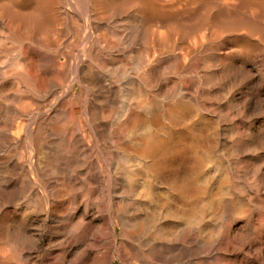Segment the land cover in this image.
I'll return each mask as SVG.
<instances>
[{"label": "bare ground", "instance_id": "obj_1", "mask_svg": "<svg viewBox=\"0 0 264 264\" xmlns=\"http://www.w3.org/2000/svg\"><path fill=\"white\" fill-rule=\"evenodd\" d=\"M229 2L0 0V264H264L260 188L222 204L240 152L221 124L241 137L236 117L264 106Z\"/></svg>", "mask_w": 264, "mask_h": 264}, {"label": "rangeland", "instance_id": "obj_2", "mask_svg": "<svg viewBox=\"0 0 264 264\" xmlns=\"http://www.w3.org/2000/svg\"><path fill=\"white\" fill-rule=\"evenodd\" d=\"M232 1H234V0H232ZM239 1V2H238ZM264 0H236V3L234 2H229V4L231 3V6L229 5V7H228V5L227 4H225V5H223V8L224 9H222V20H223V25H222V29H223V33L226 35V33L228 34V33H233V36H228V35H226V37H225V39L226 38H230V40H232L231 38H236L237 39V37L236 36H238V40H240L242 37H243V34H244V32H245V29L247 28L246 26H247V21L249 20L250 22V24L252 25L251 27H250V24H249V29H250V31L252 30L251 28H253V32H252V35L254 36V37H252L253 39H252V43H253V51H254V54H253V59H255L254 61H255V63H257L256 64V69H258L259 68V71L261 72V70H262V73H260L261 75H262V80L264 79V57H262V56H264V2H263ZM245 4V5H243V3ZM235 4V8L236 9H233L234 7V5L233 4ZM238 6H237V5ZM249 5V7H248V5ZM257 4V5H256ZM227 5V6H226ZM233 5V6H232ZM224 6H226V7H228V9L227 8H225ZM245 6V7H244ZM255 6L257 7V8H255ZM261 6V7H260ZM231 7V8H230ZM243 7H244V9H243ZM251 7V8H250ZM232 9V10H230V9ZM238 8V9H237ZM246 8V9H245ZM261 8V9H260ZM249 9V14L251 15V16H248L247 15V10ZM228 10V11H227ZM235 10L237 11L236 13H234L235 12ZM242 12H241V11ZM252 10V11H251ZM253 10H255V11H253ZM257 10V11H256ZM227 11V12H226ZM250 11H251V13H250ZM240 12V13H239ZM244 12H246V15H245V13ZM229 15V17H228V15ZM243 13V15H242V17H241V15L240 14H242ZM254 13V14H253ZM226 14V16H224ZM232 14H233V16H232ZM239 15V16H237V15ZM263 14V15H262ZM246 18H245V17ZM226 17V18H225ZM240 17V18H239ZM243 17H244V19H243ZM251 17V18H250ZM246 19H248V20H246ZM253 19V20H252ZM256 19V20H255ZM244 22H243V21ZM253 21H254V23H253ZM256 22V23H255ZM228 23H231V24H234V26L235 27H233L232 28V26L230 25V24H228ZM242 23H245L246 25H244V24H242ZM228 24V25H227ZM224 25H226V26H224ZM242 25H244V26H242ZM229 26H230V28H229ZM236 26H237V28H236ZM244 27V28H243ZM238 28H239V30L241 31V32H239L238 31ZM243 28V29H242ZM244 31V32H243ZM240 33H241V35H240ZM224 35V36H225ZM235 35V36H234ZM254 39H255V42H254ZM227 41H229V39H227ZM239 42L240 41H237L236 43L234 42L233 44H232V41H231V43H229V45L228 46H230L232 49H238L236 46H238V44H239ZM233 45V46H232ZM258 47V48H257ZM258 56H259V58H258ZM255 57V58H254ZM261 57V58H260ZM257 58V59H256ZM263 58V59H262ZM258 61H260V62H258ZM262 62V63H261ZM263 66V68H261ZM261 68V69H260ZM239 71V72H238ZM241 71L240 70H237V72H236V75L235 76H231V75H229V76H225L224 77V84H223V89H224V94H226L227 92H228V89H229V91H235L233 94H234V98L239 102V100H240V98L242 99V93L244 92V88H242L243 87V84H240V83H242L243 81V74L241 73ZM237 74H239V78H238V75ZM243 77H242V76ZM255 75V74H254ZM229 77H231V78H229ZM235 77H237V79L235 78ZM229 78V79H228ZM233 78H235V79H233ZM226 79H227V81H226ZM229 80V81H228ZM231 80V81H230ZM237 82H236V81ZM233 81V82H232ZM252 82L250 83L251 85V87H252V90H253V95L255 94V92H256V94L254 95V97H255V99L260 95V94H264V81H262V83L260 84V82L258 81V79H256V77L255 78H253V80H251ZM256 81V82H255ZM227 82H228V84H230V85H228L227 84ZM230 82V83H229ZM238 83V84H237ZM234 86H233V85ZM260 84V85H259ZM227 85H228V89H227ZM237 85H238V87H237ZM242 85V87H240ZM257 85V86H256ZM232 86H233V88H232ZM256 87V88H254V87ZM226 87V88H225ZM230 87L232 88V90H230ZM258 87V88H257ZM240 88V89H239ZM256 89V90H255ZM237 90H239V91H237ZM243 90V91H242ZM257 90L259 91H262V92H257ZM237 91V92H236ZM240 92V93H239ZM238 93V94H237ZM258 93V94H257ZM257 96V97H256ZM226 101H225V100ZM224 100V101H223ZM223 101V102H222ZM228 101V102H227ZM241 101V100H240ZM222 103H224V104H222ZM226 103H228L227 105L229 106H227L226 105ZM230 104H231V106H230ZM221 111H222V114H225L227 111H232L231 109H233L234 108V111H232V113L234 114V112L236 111V110H238L237 112H236V114L238 113V112H240V110H241V106L240 105H236L235 106V104L233 103H230L229 102V100L228 99H226V98H222V100H221ZM224 105H225V107H224ZM233 105H234V107H233ZM237 106H239L238 107V109H236V107ZM230 108V109H229ZM240 108V109H239ZM255 108V109H254ZM260 107L257 105V104H254L253 105V107H252V111H251V115H249V120L248 121H245L244 123H243V121H241L240 120V117H239V115L236 117L237 119L235 120L236 122H235V127L237 128L236 130L238 131V132H242V134H241V137L243 138V139H241V137H237V138H232L231 136H232V134L230 133V125L228 124V123H226V122H222V124H221V127H222V135H225V136H221L222 138H223V140L221 139V141H222V146H223V149L226 147V149L227 148H230V147H237L238 148V150H239V152H240V155H239V157L235 160V159H233V160H231V159H227V157L224 155V157H226V159H227V165L229 166L231 163V167H232V169H229V168H227L228 166L226 165V159L223 157V174H222V185H223V187H224V189L222 188V191L224 192L225 191V189H226V186H228L227 187V189H226V191L225 192H230V193H228L229 194V196H227L228 194L227 193H225V194H227V195H224V197H225V199L223 198V196H222V204L224 205L223 207L225 208H227V209H229V210H232V214H233V212L235 211V209L237 210L238 208H239V206H238V204L240 205L242 202H247L248 201V193L247 192H244V190H243V186H245L248 182L249 183H251V185L248 183L247 185H246V187H247V189L250 187V186H252L253 185V187L255 188V187H258L257 188V190L259 189V191H258V193H259V195L263 198V206H264V192H263V190H264V164H262L261 165V161H260V163H259V160H260V158L264 161V128H261V126H263L264 127V113H262V112H264V106L261 108V109H259ZM224 109V110H223ZM229 109V110H228ZM257 110V111H256ZM255 113V114H254ZM253 116H255V117H253ZM239 118V119H238ZM255 119H256V121H255ZM252 121V122H251ZM255 121V122H254ZM259 121V122H258ZM248 122V123H247ZM261 122V123H260ZM241 123V124H240ZM261 124L260 126H257V125H259V124ZM223 124H225V125H223ZM240 126H239V125ZM245 124H247L246 126H245ZM238 125V126H237ZM249 125V126H248ZM252 125V126H251ZM226 126V127H225ZM257 126V127H256ZM224 127V128H223ZM244 127V128H243ZM253 127H254V129H253ZM260 128V129H259ZM228 131H227V130ZM240 129V130H239ZM245 129V130H244ZM262 129V130H261ZM225 130V131H224ZM246 131V132H245ZM248 131H250L249 133L251 134V138H250V141L248 142L244 137L246 136V134L245 133H247ZM252 131V132H251ZM256 131V132H255ZM226 132H228L229 133V135H227L228 133H226ZM245 134V135H244ZM258 135V136H256V135ZM231 135V136H230ZM261 135V136H260ZM255 136V137H254ZM231 137V138H230ZM226 138H230L229 140L228 139H226ZM262 138V139H261ZM234 139V140H233ZM239 139H240V141H239ZM226 140H228V141H226ZM235 140H236V142H235ZM238 140V141H237ZM244 140V141H243ZM260 140V141H259ZM263 140V141H262ZM224 141H226V143L224 142ZM231 141H232V143H231ZM252 141V142H251ZM254 141V142H253ZM257 141V142H256ZM259 141V142H258ZM225 144H224V143ZM240 143V144H239ZM257 143V144H256ZM229 144V145H228ZM231 144V145H230ZM233 144V145H232ZM236 144H238V145H236ZM242 144V145H241ZM259 144V145H258ZM225 145V146H224ZM239 145H241V146H239ZM247 145H250V146H247ZM261 145V146H260ZM228 146V147H227ZM247 146V147H246ZM249 147V151H247V148ZM236 148V149H237ZM244 148V149H243ZM225 150V149H224ZM244 151V152H243ZM249 153V157L250 158H248V156H245V155H247L248 153ZM250 152H251V154H250ZM259 152V153H258ZM252 153H254V155L256 156L257 155V157L258 158H256L254 155H252ZM258 153V154H257ZM242 156V158H243V161H242V158H240ZM245 158H244V157ZM254 159L253 161H252V158ZM251 159V161H249ZM259 159V160H258ZM229 160H231L230 162H229ZM237 160L240 162L241 161V163H237V166H236V164H234L235 162H237ZM258 160V162H256ZM235 161V162H234ZM255 161V162H254ZM245 162V163H244ZM246 162H248L247 164H246ZM251 162L253 163V164H251ZM263 163V162H262ZM225 164V165H224ZM233 165H235V166H233ZM224 166H227V167H224ZM254 166V167H253ZM261 167V169H262V171H261V169H260V167ZM258 171V172H257ZM259 171H261V172H259ZM256 172L257 173H259V174H256ZM261 174V175H260ZM258 175V176H257ZM255 176V177H254ZM260 176H262V178H263V180H262V178H260ZM256 181V182H258V183H261V181H262V184L263 185H261V184H258L257 183V186H254V185H256L255 183V181H252L253 179ZM260 181H258V180ZM261 179V180H260ZM252 181V182H251ZM254 182V183H253ZM242 183V184H241ZM245 183V184H244ZM262 188H261V187ZM251 188L250 189V195L252 196L253 194H254V191L256 190V188L254 189V188ZM239 189H241L240 191H238ZM252 189L254 190V191H252ZM243 190V191H242ZM249 190V189H248ZM252 192V193H251ZM242 193V194H241ZM243 193H244V195H243ZM246 194V195H245ZM222 195H223V193H222ZM241 195H243V196H246L245 197V199H244V197L242 196L241 197ZM263 195V196H262ZM238 196V197H237ZM230 197V198H229ZM235 197V198H234ZM237 197V198H236ZM240 197V198H239ZM241 198H242V200L243 201H240L239 202V200L237 201L236 199H240L241 200ZM247 198V199H246ZM236 200V201H235ZM234 201H235V203H234ZM224 202V203H223ZM238 202V203H237ZM234 204V205H233ZM233 207V208H232ZM235 207V208H234ZM254 210H256V208L254 207ZM225 213H227L226 215H225ZM231 213L230 212H228V210H224V213L222 214V216L224 215L225 216V218H227V216H229L228 218L230 219V217H231ZM230 214V215H229ZM234 216V215H233ZM228 218H227V220H228ZM226 219H224L223 220V217H222V221H223V223H225L226 221H227ZM235 224V225H234ZM233 224V229L235 230V231H237V228L236 227H238L239 226V222L237 221V222H235ZM116 264H119V262H116Z\"/></svg>", "mask_w": 264, "mask_h": 264}]
</instances>
